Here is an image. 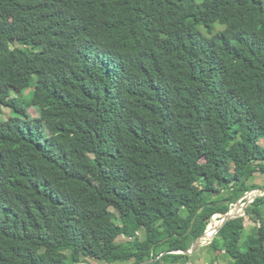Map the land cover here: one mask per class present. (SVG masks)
I'll return each mask as SVG.
<instances>
[{
  "label": "trees",
  "instance_id": "obj_1",
  "mask_svg": "<svg viewBox=\"0 0 264 264\" xmlns=\"http://www.w3.org/2000/svg\"><path fill=\"white\" fill-rule=\"evenodd\" d=\"M3 108L0 264L185 263L264 174V0H0Z\"/></svg>",
  "mask_w": 264,
  "mask_h": 264
},
{
  "label": "rangeland",
  "instance_id": "obj_2",
  "mask_svg": "<svg viewBox=\"0 0 264 264\" xmlns=\"http://www.w3.org/2000/svg\"><path fill=\"white\" fill-rule=\"evenodd\" d=\"M28 92L29 90L23 92L20 94V97L22 99H27L28 98ZM12 96H18V94L16 93H11ZM7 114L8 111L6 109H2V113L0 115L1 119H6L7 118ZM28 114L31 117H35L37 115L36 109L34 107H30L28 109ZM260 143L262 145H264V139H262L260 141ZM248 184L249 185H253V187H255V192L257 189H264V174L257 171L253 174V176L248 180ZM255 192H251L250 194H252L251 196H253L254 194H257ZM227 193V192H224ZM251 196H249L251 198ZM241 198V197H240ZM239 198V199H240ZM248 198V197H247ZM246 200L242 201L241 203H238V200L235 202V204L231 205L230 210H233L236 206L237 203L240 204V208H238V214L240 216L244 217L245 223H244V231L242 234V237L240 239V243H239V249L240 251H245L247 244L251 241L252 238L257 237L256 235V231L258 230V228L260 227V225H262L264 223V199H262V201L259 203V206L257 207L256 212H254L252 210V205L247 204L246 206L243 207V209L241 208L243 206V203ZM264 198V196L262 197ZM250 201V200H248ZM247 201V202H248ZM112 211V213L115 215V223L120 225V220H119V214L114 210V209H110ZM247 214V215H245ZM213 220H210V223L208 224L209 227H214L217 226L221 220V217H218V215H213L212 216ZM217 234V233H216ZM215 234V235H216ZM138 237L140 239H143L144 237V232L138 231L137 233ZM214 235V236H215ZM123 240L122 238H119L118 241ZM213 241L210 240L208 243L207 241H202L201 245L198 247V249L191 255H187L188 258L185 261V263L182 264H230L231 263V257L228 256L227 253H225L224 251H218L212 244L211 242ZM64 253L66 255L70 254V250L69 249H65ZM79 264H104L98 261H95L93 259H84L83 262L79 263ZM180 264V263H178Z\"/></svg>",
  "mask_w": 264,
  "mask_h": 264
},
{
  "label": "water",
  "instance_id": "obj_3",
  "mask_svg": "<svg viewBox=\"0 0 264 264\" xmlns=\"http://www.w3.org/2000/svg\"><path fill=\"white\" fill-rule=\"evenodd\" d=\"M251 192H255V190H252V191H249V192H246L243 196H241L240 199H244L246 200L247 198V201L250 200V201H245L243 203V206L241 207L243 209L244 206H246L247 204H250L251 202H253V200L255 198H258V197H263L264 196V189L261 188V189H257L255 193L257 194H254L253 196H251L252 194H250ZM251 196V198L249 197ZM239 199V200H240ZM239 200H238V203H239ZM237 203V206L233 209V210H229L227 213L225 214H216L218 215L219 217H221V220L219 222V224L217 226H214L212 228V231H210V228L209 226H207L206 230L203 232V234L201 236H199L198 238H196L194 240V242L192 243L191 247L188 249V250H174V251H167V252H164L162 253L158 258H160L161 256H163L164 254H183V255H191L193 254L197 249L198 247L201 245L202 241H210L214 238V235L216 233H218L221 229V227L228 221V220H231V219H235V218H238V217H241L239 214H238V208H240V204ZM210 220H213L212 217ZM157 258V259H158ZM152 260L150 261H146V262H143V263H149L151 262ZM143 263H139V264H143Z\"/></svg>",
  "mask_w": 264,
  "mask_h": 264
},
{
  "label": "built area",
  "instance_id": "obj_4",
  "mask_svg": "<svg viewBox=\"0 0 264 264\" xmlns=\"http://www.w3.org/2000/svg\"><path fill=\"white\" fill-rule=\"evenodd\" d=\"M242 201H244V199H240L239 200V203H241ZM219 217V216H218ZM206 241V240H205ZM209 241H207V243H208Z\"/></svg>",
  "mask_w": 264,
  "mask_h": 264
},
{
  "label": "bare ground",
  "instance_id": "obj_5",
  "mask_svg": "<svg viewBox=\"0 0 264 264\" xmlns=\"http://www.w3.org/2000/svg\"><path fill=\"white\" fill-rule=\"evenodd\" d=\"M211 228H213V226H212ZM211 228H210V229H211Z\"/></svg>",
  "mask_w": 264,
  "mask_h": 264
}]
</instances>
